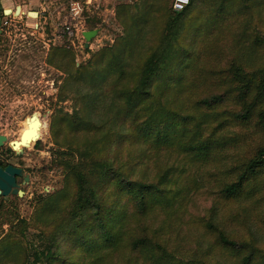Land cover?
Listing matches in <instances>:
<instances>
[{"label": "trees", "instance_id": "obj_1", "mask_svg": "<svg viewBox=\"0 0 264 264\" xmlns=\"http://www.w3.org/2000/svg\"><path fill=\"white\" fill-rule=\"evenodd\" d=\"M168 3V0L159 3L140 0L116 6L115 15L123 36L113 46L92 54L87 65L74 67L72 82L86 89V93L76 97L82 109L68 116L66 128L93 139L81 154L82 163L73 168L62 164L64 170L68 169L62 194L41 206L42 212L54 215L52 220L43 221L51 227L50 236L40 232L48 244L36 248L29 261V248L24 249L7 233L0 240V258L22 250L23 263L88 264L87 259L93 255L95 261L91 264H98L102 260L99 251L121 249L125 243L134 257L154 252L173 261L172 253L155 240L143 226L142 218L157 205L173 203L180 191L171 189L177 182L171 179L170 171L157 175L154 183H145L133 180L132 169L116 162L120 142L133 139H143L157 148L165 146L183 155L189 163L208 165L216 157L230 155L237 161L234 166L215 169L224 180L217 191L219 200L230 204L254 203L251 207L261 209L264 223V55L257 68L229 59L225 68L212 72L215 84L188 106L192 111L180 101L185 92L182 71L187 66L182 61L192 56L187 55V45L193 30L197 27L198 33L206 28V23L216 19L249 17L255 7L264 6V0H189L180 12H173ZM207 11L211 17L197 25L195 19ZM157 13L166 17L159 28L154 17ZM3 17L0 8V40L6 23ZM245 35L236 46L232 43V50L237 47L244 56L264 53V38L258 31ZM148 36L151 43L145 44ZM56 52L59 60L69 58L74 66L72 53L63 48ZM141 52H145L144 56H140ZM5 57L6 51L0 47V58ZM170 85L178 92L176 110H171L168 102H162ZM169 102L174 100L171 98ZM99 105L104 113L98 117V123H93L88 112ZM120 123H127L129 134L124 136L120 132ZM229 126L236 130L229 132ZM1 208L0 204V212ZM211 212V217L201 223L215 236L216 245L231 251L242 264H264V250L255 241L236 240L225 233L216 222L215 208ZM129 213L140 218L131 232ZM25 224L18 223L19 231L25 229ZM74 253L78 255L76 259L71 258Z\"/></svg>", "mask_w": 264, "mask_h": 264}, {"label": "rangeland", "instance_id": "obj_2", "mask_svg": "<svg viewBox=\"0 0 264 264\" xmlns=\"http://www.w3.org/2000/svg\"><path fill=\"white\" fill-rule=\"evenodd\" d=\"M72 1L78 2L79 9L71 5ZM160 1L163 0H154L155 3ZM138 2L140 0H25L26 16L9 15L2 19L6 23L0 47L6 51V57L0 58V134L7 141L1 148H9V142L18 140L26 119L32 115H37L43 125L37 141L29 148L18 149L22 153L16 162L29 176V180L20 185L23 196L10 195L4 200L0 197V240L9 233L24 249L29 248V261H32L36 248L41 249L49 242L40 232L50 236L51 227L43 221L52 220L54 215L42 212L41 206L51 197L62 194L68 174V169L64 170L62 164L67 163L69 168H73L82 163L81 154L88 148V141L93 139L90 135L66 128L68 116L80 113L82 109L76 103V97L86 93V89L72 82L74 67L87 65L92 54L113 46L123 36L115 8L120 4ZM168 2L170 8L171 0ZM29 12H36L38 16L32 18L28 16ZM154 17L158 28L166 19L161 13ZM210 17L207 11L196 18L195 23L200 25ZM93 26L98 33L90 40L89 51H85L83 32L93 30ZM205 26L198 33L197 27L193 30L187 45V55L192 56L188 61H182L187 64L184 71L179 68L185 88L180 101L189 111L192 109L188 106L199 96L206 95L215 84L212 72L225 68L229 59L257 68L261 66L264 55L258 51L256 55L244 56L237 47L231 49L232 43L236 46L244 33L250 36L258 31L264 38V6L255 7L249 17L229 21L216 19ZM149 43L148 36L145 44ZM58 48L73 54L74 66L69 58H57ZM144 54L141 52L140 56ZM177 93V88L170 85L167 97L162 100L163 103L168 102L171 110L178 108ZM171 98L174 103L169 102ZM101 113L104 109L99 105L88 112V117L93 123H98ZM230 130L236 129L229 126ZM134 131L138 135V131ZM120 132L124 136L129 134L127 123H120ZM141 140L120 142L116 149L119 154L116 162L120 161L124 168L132 169L133 180L154 183L157 175L168 171L171 179H176L177 185L171 189H179L180 196L171 204L157 205L142 218L143 226L172 253L173 261H169L165 254L154 252L134 257L123 243L121 249L99 251V259L102 260L98 264H126L130 260V264H242L231 251L216 245L215 236L212 237L203 227L201 221L211 217L212 208L217 213V224L225 233L236 240L255 241L256 246L264 250L261 209L253 210L251 205L254 203L220 201L217 195L224 180L215 169L234 166L236 160L226 154L216 157L208 165L189 163L172 149H165V146L157 148ZM228 151L232 154L231 150ZM42 213L44 216L40 220ZM56 213L59 215L60 212L56 210ZM20 221L26 223L23 231L17 227ZM139 221L137 214H128L130 232ZM22 254L21 250L8 258L1 257L0 264H30L23 263L25 258ZM77 256L74 253L71 258L76 259ZM94 258L91 255L87 263H93Z\"/></svg>", "mask_w": 264, "mask_h": 264}, {"label": "water", "instance_id": "obj_3", "mask_svg": "<svg viewBox=\"0 0 264 264\" xmlns=\"http://www.w3.org/2000/svg\"><path fill=\"white\" fill-rule=\"evenodd\" d=\"M20 12V7H17L16 10L12 13V10L6 9L3 11L4 16H8L10 14L14 16H18ZM28 16L32 18H36L38 16V13L36 12H29ZM98 33V30H91L83 32V38L85 40V46L84 49H88L90 40L96 36ZM34 119V115L31 116L30 120L32 121ZM36 123V121H34ZM32 131V130H31ZM30 130H26L22 133L20 141L23 139V135L25 134V138L29 140L30 134L32 133ZM35 132H33V135ZM7 141V138L0 134V147L3 146ZM19 142L17 141H11L9 142V146L12 147L16 151L17 154L22 153V150H16V146ZM21 175V171L18 169H14L12 167H7L5 170L0 168V195L2 197H7L9 195H17L18 197L23 196V192L19 189V186L16 184L15 176Z\"/></svg>", "mask_w": 264, "mask_h": 264}, {"label": "flooded vegetation", "instance_id": "obj_4", "mask_svg": "<svg viewBox=\"0 0 264 264\" xmlns=\"http://www.w3.org/2000/svg\"><path fill=\"white\" fill-rule=\"evenodd\" d=\"M1 147H0V168L5 170L7 167L10 166L14 169H18L21 171V175L15 176L16 184L19 186V189H20V185L25 184L29 180V176L26 173L24 167L19 162H16L18 155H20L21 153L17 154L16 151L14 149H12V147H10V146H8L9 148H1ZM16 150H18V149H16ZM23 194H24V192H23ZM11 196H17V195H11ZM0 197L3 200L6 199V197H2L1 195H0Z\"/></svg>", "mask_w": 264, "mask_h": 264}, {"label": "bare ground", "instance_id": "obj_5", "mask_svg": "<svg viewBox=\"0 0 264 264\" xmlns=\"http://www.w3.org/2000/svg\"><path fill=\"white\" fill-rule=\"evenodd\" d=\"M31 117H29L28 119H26L25 121V124L23 126V129L21 131V134L19 135V138H18V144L16 146L15 149H21V148H29L35 141H37L40 136H41V133L43 131V125H42V122L39 120L38 116L37 115H34V119L31 121L30 120ZM34 121H36V123H34ZM26 130H32L30 136L29 137V140L27 139H24L25 138V134L23 135V139L20 141V138H21V135L24 131ZM33 132H35V134L33 135ZM19 146V147H18Z\"/></svg>", "mask_w": 264, "mask_h": 264}, {"label": "crops", "instance_id": "obj_6", "mask_svg": "<svg viewBox=\"0 0 264 264\" xmlns=\"http://www.w3.org/2000/svg\"><path fill=\"white\" fill-rule=\"evenodd\" d=\"M24 2L25 0H0V8L3 11L6 9H10L12 10V13H13L17 7H20V12H19L18 17L22 18V16H26V6Z\"/></svg>", "mask_w": 264, "mask_h": 264}, {"label": "built area", "instance_id": "obj_7", "mask_svg": "<svg viewBox=\"0 0 264 264\" xmlns=\"http://www.w3.org/2000/svg\"><path fill=\"white\" fill-rule=\"evenodd\" d=\"M189 4V0H172L171 9L173 12H180L184 10V8ZM71 5L74 6L75 9H79L78 2L72 1Z\"/></svg>", "mask_w": 264, "mask_h": 264}]
</instances>
